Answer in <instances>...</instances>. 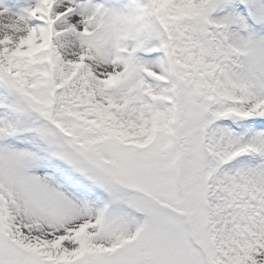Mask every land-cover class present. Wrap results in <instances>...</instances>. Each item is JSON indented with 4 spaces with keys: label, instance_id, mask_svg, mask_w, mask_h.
<instances>
[{
    "label": "snow or ice",
    "instance_id": "1",
    "mask_svg": "<svg viewBox=\"0 0 264 264\" xmlns=\"http://www.w3.org/2000/svg\"><path fill=\"white\" fill-rule=\"evenodd\" d=\"M0 264H264V0H0Z\"/></svg>",
    "mask_w": 264,
    "mask_h": 264
}]
</instances>
